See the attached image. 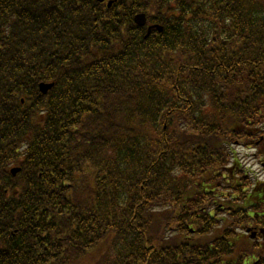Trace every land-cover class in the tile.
Instances as JSON below:
<instances>
[{"label": "trees", "instance_id": "obj_1", "mask_svg": "<svg viewBox=\"0 0 264 264\" xmlns=\"http://www.w3.org/2000/svg\"><path fill=\"white\" fill-rule=\"evenodd\" d=\"M263 121L264 0H0V264H243L203 182Z\"/></svg>", "mask_w": 264, "mask_h": 264}, {"label": "flooded vegetation", "instance_id": "obj_2", "mask_svg": "<svg viewBox=\"0 0 264 264\" xmlns=\"http://www.w3.org/2000/svg\"><path fill=\"white\" fill-rule=\"evenodd\" d=\"M263 156H264V140H263ZM260 195H263V199L262 202L264 201V193H263V182L260 185ZM252 203L249 202L247 204H245V207L247 208V210H250L249 206ZM252 217V214H251ZM243 233L246 236V238L250 241V242H255L256 243V251L257 253L253 254V257H255V262L258 263L261 260H263V250H264V217H263V213L261 214V217L258 219H247L244 223H243Z\"/></svg>", "mask_w": 264, "mask_h": 264}, {"label": "rangeland", "instance_id": "obj_3", "mask_svg": "<svg viewBox=\"0 0 264 264\" xmlns=\"http://www.w3.org/2000/svg\"><path fill=\"white\" fill-rule=\"evenodd\" d=\"M238 151H239V155L242 157V160L243 159H245V150L244 149H242V148H238L237 149ZM251 152V151H250ZM249 152V153H250ZM245 162H246V165L254 172V171H256V170H260L259 168H260V166H259V164L255 161V160H253L252 158H248V159H246L245 160ZM260 175L261 176H263V178H264V172L262 173V172H260ZM91 259H94V258H91Z\"/></svg>", "mask_w": 264, "mask_h": 264}, {"label": "water", "instance_id": "obj_4", "mask_svg": "<svg viewBox=\"0 0 264 264\" xmlns=\"http://www.w3.org/2000/svg\"><path fill=\"white\" fill-rule=\"evenodd\" d=\"M134 21H135L138 25L142 26V25H144L145 22H146V17H145V15H144L143 13H139V14L135 15V17H134ZM159 30H160V28H159ZM148 32H149V29H148ZM51 85H52L51 83H50V84H40V89H41L43 92H46L47 89H49V88L51 87ZM12 171L14 172V169H13Z\"/></svg>", "mask_w": 264, "mask_h": 264}]
</instances>
